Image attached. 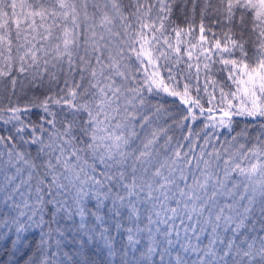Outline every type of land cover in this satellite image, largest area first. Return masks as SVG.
<instances>
[{"label":"snow or ice","instance_id":"snow-or-ice-1","mask_svg":"<svg viewBox=\"0 0 264 264\" xmlns=\"http://www.w3.org/2000/svg\"><path fill=\"white\" fill-rule=\"evenodd\" d=\"M0 264H264V0H0Z\"/></svg>","mask_w":264,"mask_h":264},{"label":"trees","instance_id":"trees-1","mask_svg":"<svg viewBox=\"0 0 264 264\" xmlns=\"http://www.w3.org/2000/svg\"><path fill=\"white\" fill-rule=\"evenodd\" d=\"M48 85L45 84L43 86H38V87H33L31 89H29L27 91V96L28 97H32V96H42L43 94L47 93L48 92ZM161 100L162 103L165 104V106H168L169 104H171V101H172V98L170 97H164L163 94H162V97L158 98ZM33 116L31 117L34 121L37 119V117L39 115H42V110H39V109H34L33 110ZM170 122V121H169ZM241 126H243V124H241ZM239 130V129H237ZM171 135H174L175 137H179L180 136V132L179 130H173L171 133Z\"/></svg>","mask_w":264,"mask_h":264}]
</instances>
